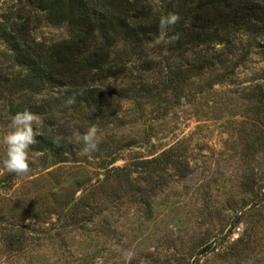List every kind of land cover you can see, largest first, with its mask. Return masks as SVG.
Returning a JSON list of instances; mask_svg holds the SVG:
<instances>
[{"label":"rangeland","instance_id":"obj_1","mask_svg":"<svg viewBox=\"0 0 264 264\" xmlns=\"http://www.w3.org/2000/svg\"><path fill=\"white\" fill-rule=\"evenodd\" d=\"M30 29L47 45L69 38L64 24ZM239 41L231 65L174 82L153 71L159 89L72 120L97 126L91 158L78 143L74 155L30 147L26 174L0 175V264H264V58ZM14 114L0 101V134Z\"/></svg>","mask_w":264,"mask_h":264},{"label":"trees","instance_id":"obj_2","mask_svg":"<svg viewBox=\"0 0 264 264\" xmlns=\"http://www.w3.org/2000/svg\"><path fill=\"white\" fill-rule=\"evenodd\" d=\"M9 1L0 21V58L6 62L0 59V101L11 113L27 109L43 118L30 146L36 153L74 155L77 143L69 139L85 126L71 127V121L106 119L130 93L159 89L161 80L153 89L148 84L156 80L149 76L153 71L165 69L174 82L190 67L199 74L231 65L239 36L257 40L264 58V0ZM170 13L179 19L153 45L159 19ZM41 21L66 25L69 38L50 45L36 41L30 26ZM162 53L170 58H154ZM125 80L128 88L117 85Z\"/></svg>","mask_w":264,"mask_h":264},{"label":"clouds","instance_id":"obj_3","mask_svg":"<svg viewBox=\"0 0 264 264\" xmlns=\"http://www.w3.org/2000/svg\"><path fill=\"white\" fill-rule=\"evenodd\" d=\"M178 19L179 17L175 13H170L159 19L160 35L152 42L153 45L164 40L167 30ZM74 103V97L66 101L69 106ZM39 122L37 115L27 109L12 115L7 130L0 134V145L3 146V155L0 157V175L14 174L19 176L30 170L29 150L30 146L37 142L35 137L40 134L34 127ZM72 142L82 145L81 156L91 158V154L97 151L99 144L97 126H90L83 134L79 130H74L69 139V143Z\"/></svg>","mask_w":264,"mask_h":264}]
</instances>
